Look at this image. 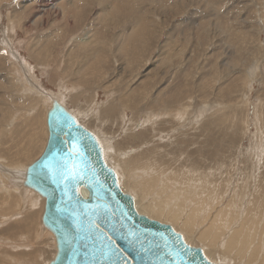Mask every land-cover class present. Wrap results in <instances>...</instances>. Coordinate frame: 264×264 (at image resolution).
<instances>
[{
  "label": "rangeland",
  "instance_id": "374dc122",
  "mask_svg": "<svg viewBox=\"0 0 264 264\" xmlns=\"http://www.w3.org/2000/svg\"><path fill=\"white\" fill-rule=\"evenodd\" d=\"M36 85L111 141L112 156L143 154L139 165L118 161L125 181L143 176L140 164L171 177L188 199L182 220L197 207L195 240L227 210L219 243L244 224L263 246L254 262L262 264L264 0H0V264L49 256L45 202L16 191L17 171L38 159L48 137ZM246 256L228 260L248 264Z\"/></svg>",
  "mask_w": 264,
  "mask_h": 264
},
{
  "label": "water",
  "instance_id": "95a60500",
  "mask_svg": "<svg viewBox=\"0 0 264 264\" xmlns=\"http://www.w3.org/2000/svg\"><path fill=\"white\" fill-rule=\"evenodd\" d=\"M46 100L47 141L38 159L27 165L16 191L45 202L41 231L52 244L43 264H232L213 257L208 249L190 241L172 224L142 211L135 194L123 185L121 171L107 158L102 140L54 92L36 85ZM85 145L79 176L61 179L43 169L42 160L59 167L68 147V132ZM85 191V192H84Z\"/></svg>",
  "mask_w": 264,
  "mask_h": 264
},
{
  "label": "bare ground",
  "instance_id": "6f19581e",
  "mask_svg": "<svg viewBox=\"0 0 264 264\" xmlns=\"http://www.w3.org/2000/svg\"><path fill=\"white\" fill-rule=\"evenodd\" d=\"M34 29V28H33ZM87 41V40H86ZM96 45V44H95ZM97 46V45H96ZM15 73V72H14ZM28 76V75H27ZM29 78V77H28ZM32 80V79H31ZM98 92V91H96ZM74 96V95H73ZM98 98V97H97ZM128 99V98H127ZM149 102V103H148ZM147 102V105L149 104V106L151 105V101H148ZM34 103V102H33ZM40 104V103H39ZM153 104V103H152ZM33 106V105H32ZM148 106V107H149ZM152 106V105H151ZM150 106V107H151ZM113 107V106H112ZM26 108V107H24ZM114 110V109H113ZM117 110V109H116ZM111 111V110H110ZM109 111V112H110ZM141 111V109H140ZM157 112V111H156ZM155 112V113H156ZM138 114V113H137ZM163 117V115H162ZM137 121V120H136ZM175 122V120H174ZM215 123V122H214ZM138 125V124H137ZM194 128V127H193ZM139 129V128H138ZM243 130V129H242ZM137 131V130H136ZM96 136L97 134L94 133ZM131 134V133H130ZM99 140H102L101 137L97 136ZM108 139V138H107ZM155 139V138H154ZM106 140V139H105ZM103 141V140H102ZM111 141L107 140V143H104L105 147L107 148V158L110 162H112L117 168H118V161L119 162H124V165H127L125 164V161L124 159L127 157V159L130 158V155L127 153V150H122V151H125L128 155V156H123L118 154V151L119 150H116V155L115 156H112L111 155V152L114 149V147H112ZM136 148V147H135ZM132 150V149H131ZM115 152V151H114ZM110 153V156L108 157V154ZM122 153V152H121ZM125 155V154H124ZM141 156H143V154H140ZM140 155H136L134 156V158H130L129 159V162L130 163H135L137 164L140 160ZM133 156V155H131ZM110 158H115V159H119V160H113V159H110ZM122 158V160H121ZM158 158V157H157ZM126 159V160H127ZM181 160V159H180ZM153 161V160H152ZM155 161V160H154ZM151 162V161H150ZM163 162V161H162ZM142 163V162H140ZM145 163V162H144ZM147 163V162H146ZM134 164V165H135ZM155 164V163H154ZM163 164V163H162ZM131 165V164H130ZM129 165V166H130ZM139 165V164H137ZM136 166V168H138ZM141 166H139L140 168H138L139 172L141 173V175H143L141 178H137L135 177V179L133 180H130V178L126 177V181L123 179L124 176L121 174V177H122V181H123V185L125 186V188L131 192H133L134 190H137L138 192L141 193V196L140 198H137V204L139 206V208L144 211L145 213H147L151 218L155 219V220H158V221H162L164 222L163 220L165 219V223L169 222L170 224H173L175 225V227H177L179 229L180 232L186 234L187 238L190 240V241H193V242H197V243H202L203 242H206V241H209V243L207 244L208 247L210 248L209 250V253L211 254V251L214 255H216L217 253V258L218 257H221V256H218L219 254L220 255H223L224 257H230L231 254H234L235 257L237 256H241L243 255V258L246 256V253L245 251L248 253L249 251L251 252L250 254V257L248 258V264H254V262L257 260V259H260V250H262V245L260 244V242L256 239V235L254 234V237L253 240L250 242V240L248 239L249 236L246 234V229H247V226L242 224L240 225V228H234L233 231L231 232V235L226 237L227 240H225L224 242H222L221 244L219 243L220 240L224 237L225 235V229L226 228H223V226L219 225L218 227H216L217 225V221H220L224 214H225V211L227 210H221L220 212H218V214L216 215V217L214 218V220L210 223V226L209 228H206L200 235H199V240H195L191 235L194 233V229L193 227H191V225L193 224L192 222L194 221L193 219H198L199 216L196 215V208H193V210L191 211V213L189 214V216L186 218L185 221L182 220V212L186 209H184V205H186L185 203L188 202V199L186 196L183 195L182 191L180 189H175L173 186H171V182H170V179H172L171 177L169 178H166L164 176V174H160L158 175V178H155L156 176L151 173L149 174V172H151V168H148V170L150 169L149 172L145 171L146 169L143 168L142 164H140ZM151 165V164H150ZM156 165V164H155ZM120 166V164H119ZM123 166V165H122ZM164 166V165H162ZM178 166V165H177ZM208 166V165H207ZM147 167V166H146ZM121 168V167H120ZM128 168V166H127ZM131 168V166H130ZM129 169V168H128ZM127 169V170H128ZM133 169V168H131ZM162 169V168H161ZM164 169V168H163ZM124 170V169H123ZM126 170V171H127ZM136 170V169H135ZM165 170V169H164ZM174 170V169H173ZM178 170V169H177ZM10 171V170H9ZM130 171V170H128ZM133 171V170H132ZM135 172V171H133ZM162 171V170H161ZM172 171V170H171ZM183 171V170H182ZM125 172V170H124ZM138 172V174H139ZM174 171H172L173 173ZM21 172L17 171V174H19ZM128 173V172H127ZM156 173V172H155ZM163 173V172H161ZM171 173V172H170ZM11 174V173H10ZM9 174V176H10ZM16 174V173H15ZM137 174V175H138ZM185 174V173H184ZM198 174V172H197ZM13 175V174H12ZM127 175V174H126ZM135 175V174H133ZM169 175V174H168ZM179 175V174H178ZM200 175V174H199ZM19 176V175H18ZM132 176V175H131ZM130 176V177H131ZM171 176V175H170ZM175 176V175H174ZM224 177V176H223ZM137 178V179H136ZM147 180L146 183H143L141 180ZM144 180V181H145ZM153 182V183H152ZM161 182V186H158L159 190L158 192L153 195V197L151 198V196L149 197V195L153 194L154 192H156V188H157V185L158 183ZM156 184V185H155ZM160 185V184H159ZM85 192V191H84ZM195 192V191H194ZM135 194V193H134ZM197 194V193H196ZM183 195V196H182ZM187 195V194H186ZM182 196V197H181ZM181 197V198H180ZM149 199H152L151 201H148ZM9 201V200H8ZM173 203V206L170 205V203L172 204ZM233 203V202H232ZM201 205V204H200ZM17 206L19 207V203L17 204ZM198 206V205H197ZM251 206V205H250ZM169 207H171V209H169ZM177 207V208H176ZM213 207V206H212ZM238 207V206H237ZM186 208V206H185ZM184 209V210H183ZM207 211L209 209H206ZM255 211V210H254ZM186 212V211H185ZM185 212H183L185 214ZM210 212V211H209ZM250 212V211H249ZM205 213V212H204ZM210 214V213H209ZM207 212L204 214V215H209ZM211 215V214H210ZM209 215V216H210ZM256 215V214H255ZM248 215V211L246 212L245 214V218H244V222L242 223H247L250 219V217ZM184 219V218H183ZM202 219V218H200ZM199 219V220H200ZM193 220V221H192ZM204 219H202V222ZM208 219H205V223L207 222ZM182 221V222H181ZM197 220L195 221V224H196ZM201 222V221H200ZM232 222V221H231ZM182 223V224H181ZM195 224L193 225L194 228H195ZM198 224V223H197ZM227 225V224H226ZM231 226V224H229ZM254 225V224H253ZM197 227V226H196ZM229 228V226H227V229ZM217 231V232H216ZM228 232V231H227ZM246 232V233H245ZM198 233V232H197ZM194 236V235H193ZM260 238V237H259ZM249 240L250 242V246L248 247L247 246V241ZM258 242L256 244V246H254V244ZM263 244V242H262ZM205 247H207V245L204 243ZM241 246L240 249L235 252V250H237V246ZM254 246V247H253ZM251 247H253L251 249ZM41 250V249H40ZM45 253V252H44ZM211 254V255H213ZM213 255V257H215ZM233 256V255H232ZM249 256V255H248ZM216 258V257H215ZM222 258V257H221ZM241 258V257H240ZM262 260V264H264V256L263 258L261 259ZM243 262V261H242ZM237 264V263H236ZM243 264V263H242Z\"/></svg>",
  "mask_w": 264,
  "mask_h": 264
},
{
  "label": "snow or ice",
  "instance_id": "6c2138e0",
  "mask_svg": "<svg viewBox=\"0 0 264 264\" xmlns=\"http://www.w3.org/2000/svg\"><path fill=\"white\" fill-rule=\"evenodd\" d=\"M68 136L67 151L65 155L59 157V167L54 168L50 160L40 162L43 169L49 170L53 175H60L61 179L79 176L82 173V168L77 167V162L83 164L85 158V145L81 138L75 136L70 128ZM176 264H191V262L177 259Z\"/></svg>",
  "mask_w": 264,
  "mask_h": 264
}]
</instances>
